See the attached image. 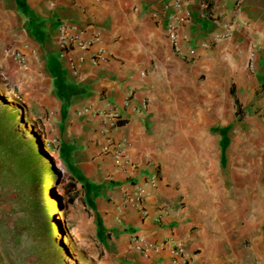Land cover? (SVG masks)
<instances>
[{
    "label": "crops",
    "instance_id": "0c3cea01",
    "mask_svg": "<svg viewBox=\"0 0 264 264\" xmlns=\"http://www.w3.org/2000/svg\"><path fill=\"white\" fill-rule=\"evenodd\" d=\"M181 13L189 21L177 25V49L167 27ZM188 64L209 72L211 95L230 92L238 119L246 114L238 116L237 103L248 112L262 107L264 0H0V82L52 144L64 215L83 261L223 264L225 242L233 240L222 232L219 204L159 167L151 131L167 115L170 82ZM108 105L125 114L111 130L102 114ZM117 143L123 164L114 159ZM235 180L253 227L239 230V252L228 258L264 264V244L243 249L244 233L264 230V197L257 196L264 167H241ZM138 186L146 190L141 202Z\"/></svg>",
    "mask_w": 264,
    "mask_h": 264
},
{
    "label": "rangeland",
    "instance_id": "374dc122",
    "mask_svg": "<svg viewBox=\"0 0 264 264\" xmlns=\"http://www.w3.org/2000/svg\"><path fill=\"white\" fill-rule=\"evenodd\" d=\"M179 71V80L170 82L172 90H169L167 115L151 128L157 135L156 153L161 156L158 164L169 167V172H174L182 179L181 184L188 186L187 190L207 189L212 193L219 204L221 222L225 224L221 227L222 232L233 240L224 245L228 253L223 264H231L228 254L232 250L239 252V243L234 242L240 236L239 230L246 229L250 222L253 227L252 221L245 218L249 205L240 203L245 197L236 187L235 179L241 167H264V105L257 111L255 108L251 112L242 109V114L246 115L242 120L238 119L231 105L234 99L228 90L211 95L206 89L212 78L209 72L201 73L194 64L180 66ZM193 71L196 72L195 84L191 81ZM8 92L0 82V97ZM12 96L17 105L23 106L22 99ZM27 118L22 128L29 130L34 123L28 113ZM38 132L36 127L35 134ZM226 133H230L231 139L222 142L220 147L219 139ZM49 156L53 164L49 165L52 169L49 177L53 179L58 175L59 178L57 182L53 180L46 184V197L41 205L37 204L38 193L33 194L25 205L27 210L21 215L26 228L19 238L0 228V264H92L90 257L81 259L85 253L77 249L70 227L63 226L62 170L57 167L52 150ZM257 196L263 198L264 190H258ZM191 202L188 201L189 205ZM209 202L210 198L207 204L211 210ZM47 213L52 222L47 220ZM5 222L12 225V221ZM52 224L57 225V231L53 230ZM259 224L264 226V221ZM260 232L244 233V250L253 251L263 246L264 230ZM255 260L262 262L261 258Z\"/></svg>",
    "mask_w": 264,
    "mask_h": 264
},
{
    "label": "trees",
    "instance_id": "16d2710c",
    "mask_svg": "<svg viewBox=\"0 0 264 264\" xmlns=\"http://www.w3.org/2000/svg\"><path fill=\"white\" fill-rule=\"evenodd\" d=\"M232 92L234 94V86ZM3 94L6 98L0 97V228L19 238L26 228L21 215L27 210L25 205L35 193L39 196L37 204L41 205L46 197V184L57 182L59 177H49L52 172L49 165L53 164L50 152L45 149L51 151L52 144L46 140L44 132L35 134V124L32 132L30 126L29 130L23 129V122L28 120L25 108L17 105L9 92L14 103ZM237 106L241 117L242 107L239 103ZM46 218L52 222L50 214L47 213ZM7 220L12 221V225L5 222ZM55 226L52 224L57 231Z\"/></svg>",
    "mask_w": 264,
    "mask_h": 264
},
{
    "label": "built area",
    "instance_id": "2783aa9c",
    "mask_svg": "<svg viewBox=\"0 0 264 264\" xmlns=\"http://www.w3.org/2000/svg\"><path fill=\"white\" fill-rule=\"evenodd\" d=\"M177 6L179 8L180 7L182 8L181 3H177ZM188 21H189V19H188L187 14L181 13V14L176 15L175 20L170 21L168 23V27H167L168 36L175 43V47L177 49L179 48L178 44L176 43L177 25L181 24V23H186ZM62 31H63V34L66 35V31L65 30H62ZM66 37H67V35H66ZM18 57H20L22 59V55H19ZM97 57L99 58V57H101V55L94 56L93 58L97 59ZM132 96H133V94L129 93V95L126 97L125 103H124L125 106H128L133 102ZM136 109L139 110V107L136 106ZM102 114H103L104 123L106 124L108 130H111V129L117 127L125 119V117H124L125 114H124L123 110H117L115 108V106H112V105H110V106L108 105L107 107H105L102 111ZM113 154H114L115 162L117 164H123L128 160L126 158V154H125L121 144L117 143L115 145V147L113 149ZM145 194H146V190H145V188H143L141 186H138L134 192V196L137 198L138 202H141V199L145 196ZM68 223H69L68 218L67 217L63 218V226L68 225ZM177 252L184 256L185 253H184V247H183L182 243H179L177 245Z\"/></svg>",
    "mask_w": 264,
    "mask_h": 264
},
{
    "label": "bare ground",
    "instance_id": "6f19581e",
    "mask_svg": "<svg viewBox=\"0 0 264 264\" xmlns=\"http://www.w3.org/2000/svg\"><path fill=\"white\" fill-rule=\"evenodd\" d=\"M5 96H8V98L10 99V101H12V103L14 102V99H13V97H11V95H9V94H5ZM30 128H31V126H30ZM34 128L32 127L31 129H30V131L32 132V131H34L33 130ZM46 148V147H45ZM49 151L50 152V150H48V148H46L45 149V151Z\"/></svg>",
    "mask_w": 264,
    "mask_h": 264
}]
</instances>
